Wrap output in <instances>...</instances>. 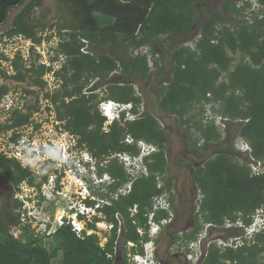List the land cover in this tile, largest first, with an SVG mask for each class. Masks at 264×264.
<instances>
[{"label": "trees", "instance_id": "16d2710c", "mask_svg": "<svg viewBox=\"0 0 264 264\" xmlns=\"http://www.w3.org/2000/svg\"><path fill=\"white\" fill-rule=\"evenodd\" d=\"M0 1L7 4L0 5V24L11 9L22 7L14 16L11 28L0 36L1 40L21 35L36 46L42 45L44 38L40 32L46 27L34 13L43 7L46 0ZM57 1L62 12L68 13L71 19L61 18L52 27L58 32L59 42L51 65L47 67L31 62L27 67L18 56L12 62L14 75L8 76L1 71V78L17 83L28 81L30 87L38 91L28 89L24 92L38 96L47 86L43 77L53 70L56 63L59 65L54 75L60 87L53 94L45 93L44 98L50 99L55 106L57 119L65 123L64 129L79 137V146L84 145L98 160L99 176L108 174L113 180L103 185L107 193H101V198L109 197L130 180L125 167L117 159L101 167L106 157L119 153L137 156L138 141L153 145L157 150L144 160L149 175L139 177L128 195L102 210L106 222L114 224L105 248L100 247L96 235L80 239L70 227H62L53 235L57 244L52 251L43 247L41 239L34 238L27 229H23L16 239L9 233L11 224L8 219L9 215L17 218L15 211L19 204L13 201L7 213L3 207L4 198L0 196V234L4 236L0 242V264H120L115 257L119 239L123 249L128 243H134L136 247L131 249V253L143 254L142 243L150 240L148 216L152 212L154 198L168 193L171 206L176 204L171 193L174 179L168 177L166 150L169 136L166 130L161 129L154 112L157 107L185 126L187 147L192 153L200 155L204 148L217 145L215 154L203 166L193 170L194 184L200 195L197 201L199 210L194 215L195 228L182 235L175 234L173 244L187 254L189 251L183 249V245L185 243L187 247L197 239L203 230L201 221L220 229L226 221L241 220L244 225H250L254 213L264 209V173L252 175L248 158L234 149L233 136L246 142L253 158L264 167V16L256 14L251 23L241 22L227 27L230 18H242L250 6L246 4L238 9V0H228L220 12L212 13L209 21L199 27L194 48L180 45L170 54V47L190 32L198 18L205 16L207 0ZM258 3L264 7V0ZM146 46L153 54L159 52V58L154 60L158 78L167 72L160 63V53L169 57L168 81H163L153 90L155 109L153 112L145 111L134 121H125L122 116L120 122L113 123L105 132V118L98 110L103 90L107 94L104 99L132 103V113H139L143 99L136 95L130 80L139 78L146 82L150 77L146 56H133ZM85 48L86 53L83 52ZM127 54L131 56L124 57ZM235 55L240 56L238 60ZM110 79L116 83L107 84ZM4 81L0 83L1 98L10 90ZM92 81L95 82L92 84ZM37 104L38 101L35 106H27L26 113L15 111L5 124H0V131L29 125L33 111H38ZM199 105L200 113L193 114ZM208 107L212 113L231 121L226 134L213 123L204 121V111ZM193 129L199 135L197 139L190 135ZM127 136L133 138L135 144H126ZM50 170V165L44 167L36 179L18 162L7 160L0 154V174L12 187L27 181L30 186L40 188L48 179ZM160 182L163 186L158 188ZM134 207L137 208L135 214L131 212ZM117 214L122 220L120 234ZM168 218L169 213L164 210L155 214L157 223ZM139 229L144 231L143 235L138 233ZM224 232L227 238L244 234L240 228ZM161 240L162 237H157L156 244ZM206 251L201 264H264V230L237 249L221 250L216 244H211ZM124 252L122 264H129L127 251Z\"/></svg>", "mask_w": 264, "mask_h": 264}, {"label": "built area", "instance_id": "2783aa9c", "mask_svg": "<svg viewBox=\"0 0 264 264\" xmlns=\"http://www.w3.org/2000/svg\"><path fill=\"white\" fill-rule=\"evenodd\" d=\"M18 40L23 39L18 38ZM12 42L13 40L10 44ZM27 42H29L31 48L36 49L38 53L40 52L39 49L46 44L43 41L42 45L35 46L30 41ZM139 50H142V52H140L141 57L146 56L148 67L151 72L156 70L154 60L159 58V54H153L150 47L141 48ZM137 51L135 55H137ZM83 52L86 53L87 51L84 49ZM18 53L22 55L23 60L27 62L31 61V55L27 56L29 54H24L23 49L20 48L13 51L12 47L7 48L0 43V57L3 55L13 60ZM25 56L28 58L26 59ZM37 56L40 58L41 55L37 54L35 57L37 58ZM39 58L37 64L49 66V64L40 62ZM55 65L59 67L57 63ZM10 69L12 71L11 67ZM52 77L58 87L56 88L54 86L52 90L45 93L53 94L60 87V85H58L59 81L54 75V71H52ZM135 92L137 96L143 99L138 114L132 113V103L109 102L105 99L100 102L102 111H104L102 112L103 116L109 115L107 112V105L109 103H111L117 111L116 114H112L114 116L111 120L105 122L103 131L108 132L110 125L113 124L112 119L118 117L120 112H125V121H134L145 114L146 108L143 95L138 89H135ZM44 100L46 101L45 109H47L46 112L48 114L47 120L50 122L46 123L44 121H39L37 123V121H34V114L38 115L41 112V106L38 103V111H33L31 123L29 125L20 128L17 127L6 132L0 131V153L7 160H15L21 164L24 169L30 171L36 179L39 178L44 167L50 165L51 169L48 179L40 188L37 186H30L27 181L14 187L13 201H16L19 207L15 211L17 218H15V221L10 227L9 233L18 239L23 229H27L33 234L34 238L48 239L60 228L70 227L71 231L80 239H84L86 236L96 235L99 238L100 247L105 248L109 235L114 228V224L106 222L105 214L102 210L105 207H110L113 201H117L120 197L128 195L131 192L133 183L139 177H147L149 175L144 160L151 152L155 151V147L148 146L144 141H138L136 143L139 149V154L137 156L119 153L106 157L101 163V167H106L110 160L117 159L119 163L125 167V171L129 175L130 180L115 193H110L109 197L101 198L99 195L101 193L106 194L107 189L101 184L103 178L101 179L98 174V160L88 152L84 145L82 147L79 146V137L64 129L65 123L59 121L57 115L56 117L54 116L53 111H55L56 114V110L51 100ZM21 103L22 101L17 92H9L2 96V98L0 97V116H6L8 120L15 111L26 113L28 105L25 107L26 110H22L20 106ZM51 121H53V123ZM204 121L206 123H213L223 134L229 131L231 123L228 118L212 113L209 107L204 114ZM117 122H120V120ZM0 124L2 123L0 122ZM235 139L234 148L248 158L252 175L259 176L263 174V164L253 158L250 146L237 137H235ZM125 143L133 145L135 141L130 136H127ZM103 177L107 178L109 183L113 182L108 174H104ZM68 179H70V181L75 179L74 184L77 190L69 197V202L65 204L67 206L62 207V210L58 212L56 211L53 218L51 215H48L47 210L51 207H58L57 197L58 195L64 194ZM162 186L163 184L160 182L158 188ZM199 199L200 195H198V200ZM171 208L172 206L169 202L168 193L154 198L153 209L148 216L149 232L155 230L154 235H157L160 228L166 226L170 222L172 218ZM136 209L137 208L134 207L131 212L135 214L137 211ZM160 210L167 211L169 213V218L157 223L155 221V214ZM116 219L119 224L118 232L120 234L122 220L118 214L116 215ZM102 224L106 226V230L103 233H107L105 238L100 235ZM202 224L205 226V231H202L197 236V239L189 243L185 248L189 251L187 253V259L190 264H199L202 262L207 255L206 250L211 244H216L219 249L225 250L227 248L237 249L241 247L245 241H252L257 234L264 230V209H258L254 213L252 222L248 226L244 225L241 220H238L236 222L226 221L225 225L222 227L224 230L240 228L244 231L243 236L229 237L226 240L219 238L210 242L208 245L204 244L208 237V231L210 229L220 228L211 224ZM138 233L143 235L144 231L139 229ZM127 246L129 247V251L136 247L134 243H128ZM150 246H145V251L149 255H151L152 250H154ZM128 259L129 264H161L157 258H153L146 263L138 252L135 254H128Z\"/></svg>", "mask_w": 264, "mask_h": 264}, {"label": "rangeland", "instance_id": "374dc122", "mask_svg": "<svg viewBox=\"0 0 264 264\" xmlns=\"http://www.w3.org/2000/svg\"><path fill=\"white\" fill-rule=\"evenodd\" d=\"M228 0H207L206 3L204 4L205 7V16L203 18H198L196 25L191 28L190 32L181 38L177 43L172 45L170 47V54L175 50L178 46L183 45L185 47L189 48H194L195 47V41L198 38V32H199V27L204 24L205 22L209 21L210 15L214 12H220L222 6L227 2ZM259 0H238L237 1V7L238 9L243 7L246 4H249V9L244 12V16L242 18L239 17H233L230 18V20L226 23L227 27H232L239 25L241 22H249L251 23L253 16L260 15L264 16V7L260 6L258 3ZM4 4L7 5L6 3L0 1V5ZM22 9L21 6L13 8L9 11V14L7 15V18L5 21L0 24V36L7 30H9L12 26L13 18L16 14L20 12ZM34 16L38 20H42L43 24L45 25V29L40 32L42 37L44 38L45 46L40 48V52L38 53L36 49L31 48V44L27 41L24 40H16L15 42H12L10 44V41L8 37H4L0 43L2 42L5 47L9 46V48L12 47L13 51L15 49H23L24 54H29L27 56L31 55V62H38V58L35 56L41 55L39 60L40 62L46 63L51 65V59L53 58V52L54 55H57V44L59 42V35L58 32L55 28H52L53 25H56L57 22L61 18H69L68 13H63L60 7V4L57 0H46L45 4L41 9L36 10L34 13ZM52 36L50 41L47 42V39ZM1 39V38H0ZM32 43V42H31ZM148 47V46H146ZM144 47V48H146ZM31 49H33L34 53L31 52ZM85 50H87L85 48ZM143 50V49H142ZM142 50L138 49L137 55L135 53L133 54L134 57H141L140 52ZM20 52V51H19ZM152 52V51H151ZM153 53V52H152ZM157 53V52H156ZM159 53V52H158ZM22 58V55H20ZM131 55L127 54L124 57L129 58ZM26 57V56H25ZM160 59H161V65L163 67H166V75L162 76L161 78H158L156 75V70L151 72L149 79L146 82L141 81L139 78H133L130 80L131 84L134 86V89H138L144 98L145 102V108L146 111L153 112L154 111V99L155 96L153 94V90L158 86L162 85V82L168 81L169 78V57L168 56H161L160 53ZM239 55H235L234 58L236 60L239 59ZM28 57H26L27 59ZM31 62H26L25 65L29 66L31 65ZM56 69H58L57 65H55ZM6 69L5 65L0 66V70ZM49 74L45 75L43 79L46 81L48 87L46 86L44 91L39 93L37 95H28L24 91L28 89H34L38 91L37 88H31L29 85V82H24V83H17L11 79L4 81V84L9 85L10 90L9 92H17L20 96V99L22 101L21 109L26 110V105L28 106H35L37 101L40 104L41 108V114L39 113L38 115L33 116L34 121H44L46 123L50 122L47 120V112L45 109L46 101L43 99L45 92L52 90L54 86L57 88V84L53 80L52 77V72H48ZM8 76L14 75V70H10L7 73ZM2 81V78L0 79ZM96 81V80H95ZM92 81V84L95 82ZM59 83V82H58ZM107 83V82H106ZM115 84V80H109L107 84ZM91 84V85H92ZM122 85L123 83H119ZM59 85V84H58ZM104 89H106V86H104ZM106 93L103 90V92L100 93V99L106 98ZM38 105V104H37ZM156 105V104H155ZM200 105L199 107H196L195 110L193 111V114H198L200 113ZM207 110V109H206ZM54 116L56 117L55 111ZM157 114L158 121L160 122L161 129H164L167 131L168 136H169V141L167 144V150H166V157L168 160V177L174 179V187L172 188V195L175 196L176 198V204L175 207L173 206L171 209V213L174 212V214L177 216V222L174 227L169 228L167 231H164L163 233V241L160 245H158L157 249L159 250V254L162 257V259L167 263V264H186L187 259L182 253H185L184 250L180 251L176 246H172L170 250V236L173 233H179V235H182L181 232L183 230H191L192 228V222H191V217L192 215H196L198 211V190L194 186V180H193V170L197 167L203 166L204 162L212 157L215 154V147L217 145H213L210 148H204L202 151V154L196 155L192 153L188 147H187V134L185 131V126H181L177 119L175 117H169L166 116L158 107L154 111ZM206 111H204L205 113ZM203 114V112H202ZM200 117L202 115L200 114ZM8 117L6 116H0V122L4 124L6 122ZM50 119V118H49ZM53 123V121H51ZM14 129V128H13ZM194 139L198 138V133L196 130L193 129V131L190 134ZM233 141L234 143L236 142L235 135L233 136ZM202 147V143L200 145ZM155 147V146H154ZM235 149V148H234ZM155 147V151H156ZM1 154V153H0ZM11 160V159H9ZM22 167V165L20 164ZM24 168V167H22ZM42 173V172H41ZM41 175V174H40ZM40 177V176H39ZM49 177V176H48ZM1 184H0V195H3L4 198V210L8 213V210L11 207V201L14 197V187H12L6 180V177L2 176L1 179ZM75 183V179H70L67 180L66 188L64 189V194L63 195H58L57 197V202H58V207H51L50 209L47 210L48 215L52 216L54 218V215L56 214V211L58 212L59 210H62V207L67 206V202H69V197L72 195V193L76 192L77 188ZM11 216L9 215V218ZM12 218L10 219V227L12 226ZM201 223H203L201 221ZM204 226V225H203ZM102 229L100 230V235L102 237H106V234H103L104 231L106 230L105 225H101ZM205 231V226L203 227V230ZM159 233V232H158ZM155 234V230L149 232V236H152ZM106 235V236H105ZM207 239L205 240L204 244L208 245L210 242L216 240V239H223L226 240L227 235L225 234L224 230L222 229H210L207 233ZM4 238L0 234V242ZM103 238V239H104ZM40 244L47 248L49 251H52L53 248L56 246L57 242L56 240L49 238V239H43L41 238ZM122 245V240L117 242L116 247H115V257L116 261H122V255L125 251H127V257L128 254L131 253V250L129 251V247L127 246L126 249L121 246ZM186 244L184 243L183 249ZM188 246V245H187Z\"/></svg>", "mask_w": 264, "mask_h": 264}, {"label": "clouds", "instance_id": "9594fccd", "mask_svg": "<svg viewBox=\"0 0 264 264\" xmlns=\"http://www.w3.org/2000/svg\"><path fill=\"white\" fill-rule=\"evenodd\" d=\"M18 38H22L24 41H30V40H27V39H25L23 36H21V35H17V36H13L12 38H8L9 40H13V42H15L16 40H18ZM11 40V41H12ZM0 41H1V39H0ZM10 41V42H11ZM44 41H46V39L44 40ZM31 42V41H30ZM48 42V41H47ZM2 43V42H1ZM3 44V43H2ZM33 44V43H32ZM36 46V45H35ZM9 46H7V48H8ZM18 56H20V53H18L16 56H15V58L13 59V60H15L16 59V57H18ZM54 56V55H53ZM21 57V56H20ZM39 57V56H38ZM60 57V60L62 61V57L61 56H59ZM22 59V61H23V63L25 64L27 61H25V60H23V58H21ZM13 60H10L9 58H6L5 56H3V55H1V57H0V66L3 64V65H5L6 66V69H3L2 68V70H0V73H1V71H4L6 74L11 70L10 69V67L12 68V70H14L13 69V66H12V62H13ZM31 62V61H30ZM36 64H37V62H36ZM50 66V65H49ZM49 66H47V67H49ZM59 66V65H58ZM27 67H29V66H27ZM59 68V67H58ZM56 70V68H55V65L53 66V70L52 71H55ZM51 71V72H52ZM15 73V72H14ZM47 74H49V73H47ZM46 74V75H47ZM0 79H1V76H0ZM0 83H3V79H2V81L0 80ZM30 90H34V89H30ZM9 93V92H8ZM41 93V92H40ZM104 98H102V99H100V101H99V104H98V110H99V112H100V114L103 116V113L102 112H104V111H102V108H101V106H100V102L103 100ZM105 100H108V99H105ZM109 102H114L113 100H108ZM116 102V101H115ZM107 112L109 113V115H111V116H109V115H104L103 117L105 118V122L107 121V120H111V118L114 116V115H112V114H116V110L114 109V107H113V105H111V103H109L108 105H107ZM122 116L124 117V119H125V112H120L119 114H118V117H114L113 119H112V123H115V122H117L118 120H122ZM105 124V123H104ZM146 143V142H145ZM147 144V143H146ZM148 146H153V145H150V144H147ZM154 147V146H153ZM89 152V151H88ZM154 152H156V151H153V152H151L148 156H150L151 154H153ZM147 156V157H148ZM42 172V171H41ZM104 175H102V176H99L101 179L103 178V181L101 182V184L102 185H105V184H109V180L107 179V178H105V177H103ZM53 237V236H52ZM52 237H50V238H52ZM157 237H158V234L157 235H153V236H149V238H150V240L148 241V242H145V243H142V248H143V254H141V256H142V258H143V260L146 262V263H148L151 259H153V258H157L156 257V254H155V251H156V239H157ZM38 239H40V238H38ZM49 239V238H48ZM53 239V238H52ZM150 246L151 248H153L154 250H152V253H151V255H149L148 253H146V251H145V246Z\"/></svg>", "mask_w": 264, "mask_h": 264}, {"label": "flooded vegetation", "instance_id": "af4514ba", "mask_svg": "<svg viewBox=\"0 0 264 264\" xmlns=\"http://www.w3.org/2000/svg\"><path fill=\"white\" fill-rule=\"evenodd\" d=\"M3 175L2 174H0V179H1V177H2ZM0 184H1V181H0ZM194 186H195V184H194ZM196 187V186H195ZM0 196H3L2 194L0 195ZM12 203H11V207H12V204H13V199H12V201H11ZM11 207H10V209L8 210V212L11 210ZM175 207V206H174ZM11 217L8 219L9 221H10V219L12 218V221L14 222L15 221V217H14V215H10ZM191 222L193 223L192 225V228H191V230H183L182 232H181V234H184L185 232H191L194 228H195V221H194V216L192 215V217H191ZM176 222H177V216L174 214V212H172V218L170 219V222L166 225V226H163V227H161L160 228V231H159V233H158V237H162V239H163V233H164V231H167L169 228H171V227H174L175 226V224H176ZM13 224V223H12ZM175 234H179V233H173L171 236H170V244H169V246H170V250H171V247L174 245V246H176V244H173V240H172V237L175 235ZM118 241H120V239L118 240ZM117 241V242H118ZM162 241L163 240H161V242H159V243H157L156 244V251H155V254H156V257H157V259L159 260V262L161 263V264H167L163 259H162V257L160 256V254H159V250L157 249V247H158V245H160L161 243H162ZM117 244V243H116ZM122 247H123V243H122V245H121ZM182 255H184L185 257H186V259H187V254H185V253H182ZM122 260V259H121ZM117 262H119L120 264H122V261L120 262V261H117ZM186 264H190L189 262H188V259H187V262H186ZM199 264H201V262L199 263Z\"/></svg>", "mask_w": 264, "mask_h": 264}, {"label": "bare ground", "instance_id": "6f19581e", "mask_svg": "<svg viewBox=\"0 0 264 264\" xmlns=\"http://www.w3.org/2000/svg\"><path fill=\"white\" fill-rule=\"evenodd\" d=\"M172 209V208H171Z\"/></svg>", "mask_w": 264, "mask_h": 264}]
</instances>
